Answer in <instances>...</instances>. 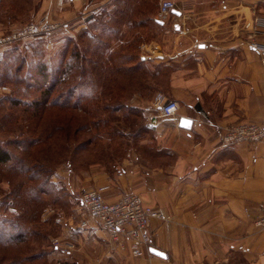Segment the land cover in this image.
Returning a JSON list of instances; mask_svg holds the SVG:
<instances>
[{
    "label": "crops",
    "instance_id": "crops-1",
    "mask_svg": "<svg viewBox=\"0 0 264 264\" xmlns=\"http://www.w3.org/2000/svg\"><path fill=\"white\" fill-rule=\"evenodd\" d=\"M34 1L40 2L39 14L81 25V17L91 11L97 15L113 0ZM175 1L176 10L161 24L173 31L146 42L150 53L143 59L166 70L158 93L179 103V119H160L155 128L147 123L146 153L130 152L109 165L65 169L59 176L76 195L82 186L103 188L110 202L136 194L162 209L169 220L152 222L151 249L166 257L151 249L134 257L109 242L94 221L82 228L88 215L77 205L64 230L72 246L65 251L71 253L68 264H264V230L254 226L264 215V138L223 141L231 126L264 125V55L253 46L264 45V27L253 39L246 28L256 19L264 21V0ZM12 17L0 6V33L18 27L7 23ZM154 97L135 105L146 121L154 113L149 110ZM182 118L193 121L191 129L180 126Z\"/></svg>",
    "mask_w": 264,
    "mask_h": 264
},
{
    "label": "rangeland",
    "instance_id": "rangeland-1",
    "mask_svg": "<svg viewBox=\"0 0 264 264\" xmlns=\"http://www.w3.org/2000/svg\"><path fill=\"white\" fill-rule=\"evenodd\" d=\"M9 1L17 7V18L12 17L7 23H16L18 27L5 28L1 31L4 34L48 13L39 14V1ZM161 1L113 0L97 15L91 11L86 18L81 17L80 21L84 23L81 25L66 24L63 19L52 15L66 24L62 30L15 46L16 52L13 48L0 50V145L13 155L12 162L0 165V264L5 254L10 256L19 251L33 257L32 264H68L66 261L71 253L67 254L64 249L71 243L64 230L69 228L80 201L78 195L66 189V184L59 177L60 171L82 170L89 167L86 166L88 163L92 165L108 154L111 157H103L106 158L104 160L114 164L130 152L146 153L148 150L150 136L145 132L138 135L140 128L147 124L143 111L137 119L128 109L113 111L112 107L137 105L138 100L150 101L162 89L161 85H156V80L143 78L142 71L129 74L121 65L125 56L135 59L139 55L147 57L150 52L143 45L173 31L171 27L157 26L153 20L147 21L149 16L154 19ZM7 4L5 0L3 7ZM88 7L91 8V4ZM141 20L146 24L144 27L138 25ZM96 25L99 27H93ZM76 48L80 53L78 58L73 57ZM14 54L26 57V60L22 62L20 78L12 77L13 74L7 78L3 76L4 72H14L17 62L6 56ZM65 54L66 66L74 64V67L67 82L56 88L50 101L78 103L79 107L66 113L68 117H74V124L70 129L68 125L64 127L71 133L77 128L80 131L77 138L73 135L67 142L62 129L52 124H55L54 120L51 125L42 127L43 138L49 133L54 137L47 151L50 155L31 164L26 147L34 133L29 129V123L38 120L31 118L33 110L30 105L41 99L37 87L44 86L30 80L27 74L32 71L33 62L39 61L48 62L55 70ZM135 59L134 64L137 65L138 60ZM143 66L149 75L152 72L149 70L157 65ZM84 68L88 73L81 77ZM72 86L77 88L71 96L67 92ZM113 91L117 94L115 100L111 98ZM66 117L63 113L62 118ZM91 138L93 143L78 151L76 147ZM17 234L23 237L15 239Z\"/></svg>",
    "mask_w": 264,
    "mask_h": 264
},
{
    "label": "built area",
    "instance_id": "built-area-1",
    "mask_svg": "<svg viewBox=\"0 0 264 264\" xmlns=\"http://www.w3.org/2000/svg\"><path fill=\"white\" fill-rule=\"evenodd\" d=\"M1 1V0H0ZM244 1V0H240ZM175 0H162L159 5L157 20L166 23L176 10ZM66 26L64 22L56 20L51 14L45 13L33 22L22 28L0 34V50H7L32 39L52 35ZM264 21L256 19L248 23L246 28L252 31L254 38ZM253 46L264 55V45L253 43ZM154 113L147 117L150 128H155L160 119H179V103L169 99L159 92L154 97L152 107ZM264 138V125L237 124L226 129L223 141L226 144L256 142ZM103 188L81 187L78 191L80 206L87 212L88 219L81 221L80 226L87 228L90 221L108 233L109 242L117 244L122 250H129L134 257H143L149 254L153 243L151 225L155 220L167 222L169 216L160 208L146 205L136 194H125L115 202L108 201ZM254 226L264 230V215L254 221ZM69 245L66 249H71ZM64 249L65 251H67Z\"/></svg>",
    "mask_w": 264,
    "mask_h": 264
},
{
    "label": "trees",
    "instance_id": "trees-1",
    "mask_svg": "<svg viewBox=\"0 0 264 264\" xmlns=\"http://www.w3.org/2000/svg\"><path fill=\"white\" fill-rule=\"evenodd\" d=\"M6 1L8 3L7 4L8 7H7V5L5 7H3L5 0L0 1V6L3 7L4 9H6L9 12V14L12 15V13H13L14 14L13 18L16 19L17 18V13H16L17 7H16V5L12 1H9V0H6ZM115 1H118V0H115ZM123 1H125V0H123ZM157 13H158V11H157ZM157 13H156L154 19L150 16L147 17V21L153 20L157 26L161 27V24L157 20ZM142 15H144V13H142ZM138 25L140 27H144L146 24H145V22H143V20H141L138 22ZM93 27L98 28L99 26L96 25ZM14 50L16 52V48H13V51ZM75 51L76 52L74 53L73 57L78 58L80 53H79L77 48ZM6 58H8L10 60L11 59L16 60L17 64L14 66L15 67L14 72L6 71V72H4L3 76L9 78L8 76L10 74H13L12 77L20 78L19 73L23 69L22 62L24 60H26V57L22 58V57L15 56V54H14L12 56H6ZM134 59L135 58L131 57V56H129V57L125 56L124 57L125 61L121 65H122V67H125V71H127V73L132 74V72H133L135 74L138 71L139 72L142 71L143 72V74H142L143 78L145 77V78H151V79L156 80L155 81L156 85L159 86L162 84V82H164V80L166 79V76H167L165 69H163L161 67L151 69L149 71H152V72H149V75H148L146 73L148 71L145 70L144 66H143L144 62H145V60L143 59V56L139 55L136 57L135 61L138 60L137 65L134 64ZM85 60L86 59H83V61H85ZM60 63H61V65L56 66L57 68L55 70H52L50 68V66L48 65V62H46V61H39L36 63L33 62L32 71L28 72V74H27V77L30 80L35 81L37 84H39V86L40 85L44 86L43 88L37 87L38 89H40L39 92H40L41 99L36 100L35 102H32V104L30 105V108H32V110H33V113L31 114V118L38 120V121L32 120V122L29 123L30 124L29 129H30V131L33 130L32 132L34 133L33 138H31L29 144L26 147L27 156H28V158L31 159V164H32V162L37 163V162H39L40 159L46 158V155L47 156L50 155V153H48L49 155L47 154V151L50 149L49 146H50L51 141L54 139V137H53V135L51 136V133H49V134H46L45 138H43L41 136L42 127H44V126L46 127V126L51 125V122L54 120L55 124L53 122H52V124L54 125V127L58 128L60 130L62 129L61 132L63 131V135H64L65 140L67 142L71 141V137L73 135L75 138H77L79 131H80V129L77 128L74 133H71L68 131V129H66L64 127L65 125H68L67 128L70 129V127L74 124V117L73 116L68 117V115L66 113L68 110H70L72 108L79 107V104L78 103L71 104L69 102L57 104L56 102H51L52 100L50 101L51 97L55 93L56 88L58 86L62 87L63 84H65L67 82L66 79L69 77V75L71 74L72 68L74 67V64L70 65V66H66V54L60 60ZM118 69H120V68L118 67ZM86 72H87V70H86V68H84L81 77L85 76ZM147 80H149V79H147ZM76 88H77L76 86H72L67 93L72 96V94H74ZM123 92H124V90H123ZM116 97H117V94L115 93V91H113V93L111 94L112 100H115ZM122 108L128 109L129 111H131L137 119H139L142 116V109L140 107H137V106L131 105V104H123V105H119V106L116 105V106H114V108L112 107V110L117 111L119 109L121 110ZM63 113H64V115L67 116L66 118H62ZM148 131H149V129H148L147 124H144L143 127L140 128L138 135H139V133H144V132L148 133ZM122 136L125 137L123 134H122ZM112 139L114 142L115 138L112 137ZM92 143H93V139L91 138V139L85 141L83 144H79V146L76 148H78V151H81V150H79V148H82L85 150V149H87V146L92 144ZM108 155H104L103 157H111ZM103 157L101 158L100 161H94L93 164L100 162L101 164L109 165V163H107L106 160H104L106 158H103ZM12 160H13L12 153L8 149H6L3 145H0V165L8 164V163L12 162ZM90 163H88L86 166H90ZM69 165L71 166L72 163H69ZM49 177L50 178L48 179V181H50V179H51L50 175H49ZM22 237L23 236L21 234H17V236L14 238L19 239ZM33 260H34L33 257L30 258L29 256H26L25 253L19 251V252H15L13 255H10V256L8 254L7 255L5 254L4 257H2L1 264H3V263L4 264L5 263L6 264H24V263L25 264H32Z\"/></svg>",
    "mask_w": 264,
    "mask_h": 264
},
{
    "label": "water",
    "instance_id": "water-1",
    "mask_svg": "<svg viewBox=\"0 0 264 264\" xmlns=\"http://www.w3.org/2000/svg\"><path fill=\"white\" fill-rule=\"evenodd\" d=\"M160 24H163V22H159ZM192 125H193V121L190 120V119H187V118H182L181 121H180V126L183 127V128H186V129H191L192 128ZM151 253L155 254V255H158V256H161V257H166V254L159 251V250H156V249H151Z\"/></svg>",
    "mask_w": 264,
    "mask_h": 264
}]
</instances>
